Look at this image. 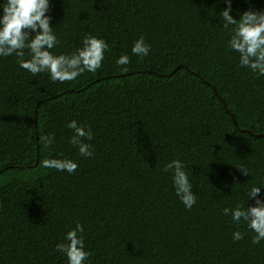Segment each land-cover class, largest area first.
Returning <instances> with one entry per match:
<instances>
[{
	"label": "trees",
	"instance_id": "obj_1",
	"mask_svg": "<svg viewBox=\"0 0 264 264\" xmlns=\"http://www.w3.org/2000/svg\"><path fill=\"white\" fill-rule=\"evenodd\" d=\"M223 7L50 0L54 54L71 53L86 35L108 50L95 73L65 82L0 58V264H67L55 244L76 223L86 264H264V241L252 244L254 233L222 214L246 201L249 186L264 187V77L226 47ZM249 7L264 10V0H232L230 15ZM140 36L151 45L142 59L131 52ZM122 54L126 72L115 63ZM73 119L92 129V157L68 142ZM60 157L74 159L76 171L41 166ZM174 158L185 162L197 195L191 210L162 172ZM237 230L244 238L233 241Z\"/></svg>",
	"mask_w": 264,
	"mask_h": 264
},
{
	"label": "clouds",
	"instance_id": "obj_2",
	"mask_svg": "<svg viewBox=\"0 0 264 264\" xmlns=\"http://www.w3.org/2000/svg\"><path fill=\"white\" fill-rule=\"evenodd\" d=\"M250 4V0H244ZM225 7L219 13V26L231 29L226 47L238 54L239 66L249 69L257 78L264 77V10L252 9L239 14V19L230 15L233 11L232 0H223ZM50 0H0V58L14 56L19 67L36 76L47 73L52 82L74 81L85 72L95 73L102 67L104 53L108 44L104 39L86 35L77 47L69 54H54L58 45L57 35L50 25L48 15ZM151 45L143 36L132 44L131 52L138 58L149 55ZM117 70L126 72L130 63L127 54L120 55L116 61ZM66 127L72 131L69 143L77 149L81 157L93 156L91 141L94 133L86 124L77 120H69ZM45 145L55 143L53 134L42 137ZM41 166L55 169L58 172L72 174L78 168L77 162L69 157L45 158ZM244 174L248 170L239 167ZM162 172L171 173V183L175 196L184 208L191 210L196 204L197 195L189 179L185 162L174 158L164 164ZM264 187L259 183L246 189L247 199L252 198L254 204L246 206L237 202L234 206H226L222 210L224 216H230L237 225L243 223L254 235L252 244L264 241ZM84 227L76 223L55 244V250L66 257L67 264H86L90 252L86 250L82 233ZM233 241H240L244 233L237 230L231 234Z\"/></svg>",
	"mask_w": 264,
	"mask_h": 264
}]
</instances>
